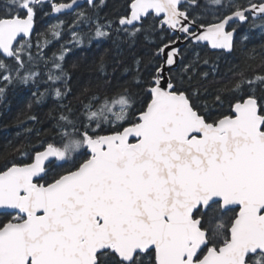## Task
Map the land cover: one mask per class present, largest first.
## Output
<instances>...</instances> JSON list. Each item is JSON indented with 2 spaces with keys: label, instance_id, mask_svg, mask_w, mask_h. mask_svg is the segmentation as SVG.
<instances>
[{
  "label": "water",
  "instance_id": "obj_1",
  "mask_svg": "<svg viewBox=\"0 0 264 264\" xmlns=\"http://www.w3.org/2000/svg\"><path fill=\"white\" fill-rule=\"evenodd\" d=\"M96 1L73 0L53 15ZM187 2L134 0L121 22L133 27L153 15L184 40L158 52L162 66L138 124L87 140L89 160L47 187L36 182L59 160L52 147L0 174V214L24 218L0 229V264H97L109 251L124 264L150 250L156 264H249V256L264 255V116L257 101L236 103L231 118L207 124L169 79L186 43L229 54L236 33L228 26L247 15L264 18V3L199 26L180 10ZM33 33L31 13L0 21V54L11 56ZM214 203L238 210L229 241L195 262L207 239L193 215Z\"/></svg>",
  "mask_w": 264,
  "mask_h": 264
},
{
  "label": "trees",
  "instance_id": "obj_2",
  "mask_svg": "<svg viewBox=\"0 0 264 264\" xmlns=\"http://www.w3.org/2000/svg\"><path fill=\"white\" fill-rule=\"evenodd\" d=\"M71 1L0 0V20L24 18L30 12L35 28L28 40L21 41L29 46L16 49L21 53L15 60L0 55V174L30 164L47 146L56 149L59 161L47 167L39 183L47 186L76 171L89 159L86 140L138 124L162 66L158 52L176 41L154 16L139 26H121L133 0H99L53 16L55 6ZM187 1L180 10L199 26L264 2ZM59 25L61 38L56 39ZM230 30L237 34L229 54L188 43L180 51L178 68L169 72L174 92L185 94L207 124L231 117L234 105L249 97L256 99L264 114V18H248ZM98 32L104 35L98 38ZM118 99L125 101L124 109L113 118L106 110ZM69 145L77 148L69 151ZM236 212H222L215 203L204 213L195 212L194 219L200 218L201 227L208 230L210 224L225 226L217 232L228 237ZM10 218L0 215V229ZM97 264L124 263L107 252L98 255ZM132 264H153V259L139 255ZM250 264H264V257H255Z\"/></svg>",
  "mask_w": 264,
  "mask_h": 264
},
{
  "label": "flooded vegetation",
  "instance_id": "obj_3",
  "mask_svg": "<svg viewBox=\"0 0 264 264\" xmlns=\"http://www.w3.org/2000/svg\"><path fill=\"white\" fill-rule=\"evenodd\" d=\"M177 39V38H176ZM221 209V208H220ZM199 211V210H198ZM200 211H202L203 213L206 212L207 210H202L200 209ZM222 211V210H221ZM238 211V210H237ZM223 212V211H222ZM226 212V211H225ZM237 213V212H236ZM200 219V218H198ZM201 220V219H200ZM209 230L204 228L203 226L201 227L200 225V228L202 231H204L206 233V239H207V245L198 252L197 256L195 257L194 261L195 262H199L200 260L203 259V257L211 250H218L219 248H221L222 246L226 245V243H228L229 241V229L230 227L228 228V231H227V234H228V237H226V232L225 233H220V232H217L218 229H221L223 226L222 225H218V224H210L209 226ZM223 228H226L225 226ZM223 237H226L227 240H221ZM225 239V238H224ZM146 254H149L152 259H153V264H156L155 263V251L154 250H150L148 252H146L145 254H138L137 256L141 255V256H144ZM136 256V257H137ZM262 258L264 257V255L262 254H257V255H254V256H249L248 259H247V262L250 264L252 259L254 258Z\"/></svg>",
  "mask_w": 264,
  "mask_h": 264
},
{
  "label": "rangeland",
  "instance_id": "obj_4",
  "mask_svg": "<svg viewBox=\"0 0 264 264\" xmlns=\"http://www.w3.org/2000/svg\"><path fill=\"white\" fill-rule=\"evenodd\" d=\"M61 30H62V26L59 25L58 26V29L55 31L56 34L54 35L56 37V39L61 38V35H60V31ZM103 35L104 34L102 32H98V34H97L98 38L102 37ZM28 46H29V43H26V45H24V44L21 43V44H18V46L16 48L18 50V48L20 49V48H23V47L25 48V47H28ZM14 53H15V55H18V54L21 53V51L14 50ZM15 59H16V56H14V60ZM124 102L125 101L122 100V99L115 100V102H111L110 103V107L107 108L106 111L111 114V117L118 118L120 112L124 109ZM67 148H68L69 151H73L77 147L76 146L69 145ZM20 219H21L20 217H18V216L13 217L12 215H11V218H10L11 221H19Z\"/></svg>",
  "mask_w": 264,
  "mask_h": 264
},
{
  "label": "bare ground",
  "instance_id": "obj_5",
  "mask_svg": "<svg viewBox=\"0 0 264 264\" xmlns=\"http://www.w3.org/2000/svg\"><path fill=\"white\" fill-rule=\"evenodd\" d=\"M159 20H160V19H159ZM175 42L183 43L184 40L181 39V38H180V39L177 38ZM173 43H174V42H173ZM173 43H171V44H173ZM187 44H188V43H186L185 46H186ZM169 45H170V44H169ZM166 46H167V45H166ZM185 46H184V47H185ZM184 47H183V48H184ZM183 48H182V49H183ZM182 49H181V50H182ZM181 50H180V51H181ZM180 94H181V93H180Z\"/></svg>",
  "mask_w": 264,
  "mask_h": 264
}]
</instances>
